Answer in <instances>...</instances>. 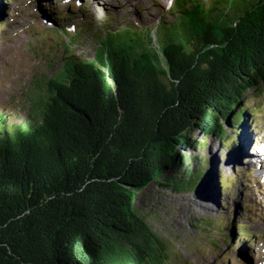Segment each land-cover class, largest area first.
Listing matches in <instances>:
<instances>
[{
    "label": "trees",
    "instance_id": "trees-1",
    "mask_svg": "<svg viewBox=\"0 0 264 264\" xmlns=\"http://www.w3.org/2000/svg\"><path fill=\"white\" fill-rule=\"evenodd\" d=\"M217 1L212 15L175 0L161 54L130 27L106 30L93 59L68 47L27 122L0 114V264L175 263L137 195L199 187L188 148L225 138L264 85V0L236 17Z\"/></svg>",
    "mask_w": 264,
    "mask_h": 264
},
{
    "label": "rangeland",
    "instance_id": "rangeland-1",
    "mask_svg": "<svg viewBox=\"0 0 264 264\" xmlns=\"http://www.w3.org/2000/svg\"><path fill=\"white\" fill-rule=\"evenodd\" d=\"M3 2L8 22L0 27V114L6 116L9 126L30 119L32 101L40 85L44 86L40 79L54 74L68 56V47L80 57L93 59L99 37L106 30L130 27L161 54L168 39V24L180 20L181 15L180 11L173 12L171 0H160V6L153 0ZM201 2L205 12L219 13L217 0ZM219 2L232 17L241 14L240 6L247 3ZM61 13H65L64 18H60ZM187 44L190 46L188 40ZM245 97L241 106L247 108L246 115L225 122L223 140L213 135L201 148H188L194 157L190 165L205 172L199 187L177 191L154 181L137 195L138 208L170 246L174 264H264V158L251 152L254 158L248 161L256 163L254 167L245 160L236 161L234 154L243 132L251 143L256 138L264 140V85L251 89ZM198 132L192 131L191 136L200 145L202 135ZM200 155L205 161L199 160ZM213 186L216 201L208 194Z\"/></svg>",
    "mask_w": 264,
    "mask_h": 264
},
{
    "label": "bare ground",
    "instance_id": "bare-ground-1",
    "mask_svg": "<svg viewBox=\"0 0 264 264\" xmlns=\"http://www.w3.org/2000/svg\"><path fill=\"white\" fill-rule=\"evenodd\" d=\"M127 1H129V0H127ZM154 1V4H156V5H158V6H160L161 5V3H160V0H153ZM106 3L108 2V1H105ZM108 3H110V4H113L112 2H108ZM115 5H117V6H119V4H115ZM258 151H260V152H264V149H258ZM254 162H252V164H253ZM210 188H212V189H209L208 190V194L210 195H212L211 197H212V200H214V201H216V198H217V192L215 191H213V190H215L214 189V186L213 187H210Z\"/></svg>",
    "mask_w": 264,
    "mask_h": 264
}]
</instances>
